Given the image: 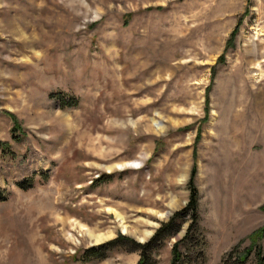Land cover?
<instances>
[{
    "label": "rangeland",
    "instance_id": "374dc122",
    "mask_svg": "<svg viewBox=\"0 0 264 264\" xmlns=\"http://www.w3.org/2000/svg\"><path fill=\"white\" fill-rule=\"evenodd\" d=\"M0 142V264H137L177 213L170 264L192 171L180 264H221L264 229V0H0Z\"/></svg>",
    "mask_w": 264,
    "mask_h": 264
},
{
    "label": "trees",
    "instance_id": "16d2710c",
    "mask_svg": "<svg viewBox=\"0 0 264 264\" xmlns=\"http://www.w3.org/2000/svg\"><path fill=\"white\" fill-rule=\"evenodd\" d=\"M8 144L0 142V151L3 155L10 154L9 148L6 147ZM193 179H194V172L192 171L191 177L189 179V188L191 190L190 200L188 203V206L186 208V212H190V219H191V225L186 233V235L176 244L173 245V248L171 250V262L170 264H180L184 261L185 257L180 252L179 247L182 245L183 247H186L189 245V233L192 230H197V201H196V192L193 185ZM20 189H27L30 187V184H23L20 183L17 185ZM3 192V191H2ZM1 195V190H0ZM1 197V196H0ZM179 214H174L169 222L165 224L162 228L158 229L155 233V235L149 240V242L138 245V248L140 249V258L137 264H156L152 253L159 249L163 243L166 241V239L172 238L175 233L178 231L179 226L177 223L178 219L180 218L178 216ZM264 232V229L254 232L252 235H250V247L245 248L243 251L239 252V245L235 247L222 261L221 264H246V261L248 257L252 254V251L256 247L255 243L256 240L260 239L262 236V233ZM128 239L123 236H119L113 241L108 242L107 244L101 245L97 248H91L84 252V255L82 256L83 261L84 260H103L107 256V252L117 248V247H124L125 248V242ZM235 258V259H233ZM256 264H264V252L260 254V251L257 250L256 253Z\"/></svg>",
    "mask_w": 264,
    "mask_h": 264
},
{
    "label": "bare ground",
    "instance_id": "6f19581e",
    "mask_svg": "<svg viewBox=\"0 0 264 264\" xmlns=\"http://www.w3.org/2000/svg\"><path fill=\"white\" fill-rule=\"evenodd\" d=\"M126 231V228L123 227V232ZM94 240L98 242L100 240V237H95Z\"/></svg>",
    "mask_w": 264,
    "mask_h": 264
}]
</instances>
